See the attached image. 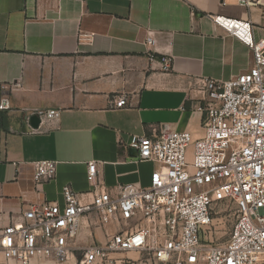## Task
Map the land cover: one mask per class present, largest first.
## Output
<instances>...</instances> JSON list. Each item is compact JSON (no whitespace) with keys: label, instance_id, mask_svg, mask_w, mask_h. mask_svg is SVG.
I'll use <instances>...</instances> for the list:
<instances>
[{"label":"crops","instance_id":"1","mask_svg":"<svg viewBox=\"0 0 264 264\" xmlns=\"http://www.w3.org/2000/svg\"><path fill=\"white\" fill-rule=\"evenodd\" d=\"M214 15L248 21L254 38H264V0L250 6L238 0H0V98L7 95L11 106L0 110V227L33 202L63 206L66 184L91 198L92 161L113 194L122 184L147 186L159 164L138 158L132 135L170 127L201 138L199 79L227 80L254 64L252 49ZM150 34L153 45L146 42ZM165 55L172 58L169 70L162 67ZM121 95L129 105L113 108L112 98ZM49 109H59V119L31 132L27 114ZM44 159L57 162L56 175L36 182L33 164ZM81 223L80 245L105 243L107 234L126 228L101 224L94 214ZM80 256L68 264H79ZM0 264L14 262L0 250Z\"/></svg>","mask_w":264,"mask_h":264},{"label":"built area","instance_id":"2","mask_svg":"<svg viewBox=\"0 0 264 264\" xmlns=\"http://www.w3.org/2000/svg\"><path fill=\"white\" fill-rule=\"evenodd\" d=\"M256 1L238 3L250 6ZM212 20L252 49L254 64L227 80L199 79L204 135L194 138L170 127L132 135L130 145L139 150L138 158L159 167L147 186L122 184L117 194L100 182L97 162H89L91 198L66 184L63 206L33 202L0 227V250L9 260L68 264L79 253V264H264V38H254L248 21L220 15ZM155 41L147 36V44ZM161 63L171 69V56H162ZM111 105L128 106L127 96L113 97ZM10 107L9 97L2 95L0 110ZM60 114L59 109L28 113L31 132H40L44 121H56ZM32 115L41 119L37 128L30 124ZM33 165L36 182L56 175L54 160ZM222 210L234 220L228 239L216 242L213 233ZM92 214L101 224L123 222L126 228L107 234L105 243L80 245L82 219ZM130 251L145 257H111Z\"/></svg>","mask_w":264,"mask_h":264},{"label":"rangeland","instance_id":"3","mask_svg":"<svg viewBox=\"0 0 264 264\" xmlns=\"http://www.w3.org/2000/svg\"><path fill=\"white\" fill-rule=\"evenodd\" d=\"M233 220L232 214L229 212H226L225 214L223 210L221 211L217 219V225L215 227L216 231L213 233L216 242H225L228 239Z\"/></svg>","mask_w":264,"mask_h":264},{"label":"water","instance_id":"4","mask_svg":"<svg viewBox=\"0 0 264 264\" xmlns=\"http://www.w3.org/2000/svg\"><path fill=\"white\" fill-rule=\"evenodd\" d=\"M40 122H41V119L38 115H32L30 117V123L33 127H35V128L39 127ZM135 150L139 154V150L137 148Z\"/></svg>","mask_w":264,"mask_h":264}]
</instances>
